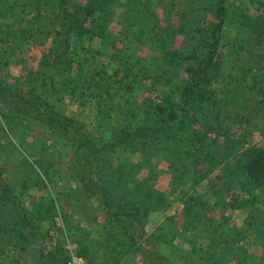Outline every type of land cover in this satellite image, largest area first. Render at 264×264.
Returning a JSON list of instances; mask_svg holds the SVG:
<instances>
[{"label": "trees", "instance_id": "trees-1", "mask_svg": "<svg viewBox=\"0 0 264 264\" xmlns=\"http://www.w3.org/2000/svg\"><path fill=\"white\" fill-rule=\"evenodd\" d=\"M41 1L29 0L31 5L35 3L34 11L56 21L53 27L60 22L59 13L66 11L62 16V27L52 29L48 51L40 60V64L46 68L43 69L42 66L43 70H30L26 76V84L32 86V89L27 91L29 95L18 91L16 84L7 85L0 79V103L3 105L1 114L7 125L8 115H12L19 122L29 119L40 122L49 129H55L70 142L72 156L76 162L72 169L77 174L74 173L77 181L81 183L84 195L87 198L94 197L105 210V239L109 241L107 247L111 260L117 263L131 252L138 251L142 254V264H181L178 260L175 261L173 256L162 254L159 248V245L172 246L176 237L175 231H172L171 235L158 233L153 249L134 247L135 226L145 213L163 209L167 199L163 192L156 189L153 179H141L136 182L129 176L137 174L142 166L156 158L169 160L173 183L169 189L173 191L190 182L192 176L200 177L221 166L215 181L209 183L207 194L194 195L180 191L183 215L181 234L189 232L193 238L200 236L205 239L206 245L204 248L193 246L188 253L179 255V258L186 257L190 261L189 264H214L233 254L236 264H257L250 255H241L239 250L234 252L233 242L241 233L245 236L248 232V235H253L252 241L255 244L262 242V245L258 244L264 247V172L257 169L261 161L264 166V157L261 158L259 148L255 146L244 148L250 126L255 125L254 116L264 114V94L261 97H252L247 102L241 101L240 93L245 94L244 89L251 91L259 82L257 79L245 85L244 73L241 77L239 74L229 73L222 88L212 89L210 86L212 78L219 77L217 71L221 70L220 65L225 61H219L221 52L217 54L219 32L225 24L224 19L218 16L229 7L225 1L216 0L211 5L210 9L216 13L217 21L212 22L209 28L202 29L204 36L201 40L205 43L202 41L200 50L204 52L200 54L196 65L191 64L184 68L182 64L185 60L183 62L177 52L164 50L160 61L166 67L157 65V73L154 76L158 78L161 74L159 71L171 72L172 67H178L190 73V78L182 86L177 87L175 84L170 91H158L154 85H146L144 88L154 95V99L149 102L137 103V99L134 101L130 96L137 84L135 75L131 72L137 58L122 47L106 55L107 63L113 72L105 79L103 76L99 77L96 85L104 90L97 91V95L92 94L91 97L99 96L102 91L110 94L107 89L111 83L129 93L118 97L122 98L123 104L112 106L98 103L95 116L96 131L93 132H100L97 136L85 131L83 123L54 111L48 100L43 99L42 94L46 91L68 95L77 92L81 77L68 75L71 71V62L67 56L70 49L69 36L73 34L76 38L88 39L89 42L95 39L103 40L109 30L108 15L114 0H75L70 7V0H45L43 9L38 8L42 4ZM191 58L195 59V56L190 55L188 59ZM56 76L59 77L58 86L54 82ZM163 79L165 84L171 81L168 76ZM175 93L179 96L178 101L175 100ZM113 94L117 97L116 89ZM35 110L37 113L32 115ZM115 111L120 117L115 116L116 121L113 123L111 118ZM140 113L141 118L138 116ZM243 123L246 126H243ZM28 127L30 129L31 125L27 126L26 130ZM235 128L243 131H234ZM106 149L114 155L137 151L141 160L136 164L130 163L127 157H121L116 171L112 172L107 166V169H98L99 171L94 173L90 166L96 155ZM255 160L260 163H255ZM150 169L155 171L156 178L159 175L157 166ZM250 173L255 180L248 184L244 179L250 178ZM92 175H97V179H93ZM197 180L193 179V183ZM237 185L241 187V191L247 186L252 187L253 191L249 192L247 197H242L236 191ZM8 192L9 187L0 179L1 209L2 199L7 200ZM206 195L208 198L204 197ZM41 199L44 200L43 197ZM42 204L43 202L40 203ZM54 206L49 203L41 212H33L22 207L20 202L12 207L4 205L8 211L0 214V241L10 242L15 236L19 247L26 248L39 237L46 236L49 230L56 227L57 222L51 221L42 231L44 227L41 228L39 222L48 219L47 215L43 214L44 211L49 214V218L60 215ZM244 208H247L244 224L238 228L229 226L226 215L221 216L219 213V217L213 216L216 211ZM3 217L6 220L1 221ZM165 227L166 222L160 224L156 231ZM57 244L40 255V261L35 264H65L68 260L67 250L62 248L60 242Z\"/></svg>", "mask_w": 264, "mask_h": 264}, {"label": "rangeland", "instance_id": "rangeland-1", "mask_svg": "<svg viewBox=\"0 0 264 264\" xmlns=\"http://www.w3.org/2000/svg\"><path fill=\"white\" fill-rule=\"evenodd\" d=\"M74 1L70 0L69 7ZM223 1L229 7L218 16L224 19L225 24L219 32L217 54L221 52L219 61H225L220 65L221 70L217 71L219 77L212 78L210 86L212 89L222 88L223 85L225 86V78L231 72L239 74L240 77L244 73L245 85L258 79V85L254 86L256 88L251 91L244 89L245 94L240 93L241 101L247 102L252 97H261L264 94V0ZM41 2L38 8L43 9L46 1ZM215 2L216 0H114L108 15L109 30L103 40L95 39L89 42L88 39L76 38L73 34L69 36L70 49L67 56L71 62V71L68 75L81 77L77 92L68 95L46 91L42 94L43 99L48 100L50 107L58 114L83 123L84 130L93 134L96 131L95 116L98 103L112 106L123 104L122 98L118 97L129 93L111 83L110 88L107 89L111 95L102 91L99 96L91 97L92 94L97 95V91L104 90L96 85L99 77L103 76L105 79L113 72L112 67L107 63L106 55L121 47L137 58L136 64L131 67L137 83L130 92L132 100L137 99V103H142L154 99L153 93L144 88L146 85L148 87L154 85L158 91H170L175 84L177 87L182 86L190 78V73L183 68L172 67L171 72L163 70L159 71L161 74L158 78L154 76L157 73V65H163L160 57L165 53L164 50L169 49L171 52H177L183 62L185 60L182 64L184 68L191 64L196 65L200 54L204 52L200 50L203 41L201 38L204 36L202 29L209 28L212 22L217 21L216 13L210 9ZM34 6L35 3L31 5L29 0H0V79L7 85L16 84L15 88L18 91L27 94L32 86L26 84V76L30 70L41 69L42 66L43 69L46 68L40 64V60L48 51L52 29L62 27L61 22L64 21L62 16L66 13V11L59 13L60 22L53 27L56 21L38 14L33 10ZM163 45L165 47H162ZM190 55L195 56V59H188ZM164 76L171 79L169 84H165ZM54 82L58 86L59 77L56 76ZM115 89L117 97L113 94ZM175 95V100L178 101L179 96L177 93ZM1 108L3 105L0 103V179L9 187V192L6 196L7 200L2 199L0 214L8 211L4 205L12 207L20 202L22 207L33 212H41L52 203L60 215L49 218V214L44 211L43 214L47 215L48 219L39 222L41 228L44 227L41 231L47 228L51 221L57 222L56 227L49 230L48 236L39 237L26 248L19 247L20 244L15 236L10 242L0 241V264L38 263L41 259L40 255L56 247L59 242L66 250L68 245H73L90 264H142V254L138 251L131 252L117 263L111 260L107 247L109 241L105 239V210L94 197L87 198L84 195L81 183L75 177L76 172L72 169L76 162L72 156L73 149L70 142L55 129H49L44 124L29 119L19 122L12 115H8L9 125H7L3 121ZM36 113L37 110L32 115ZM115 116L120 117L116 111L112 113L113 123L116 121ZM138 116L141 118L142 113ZM254 119L255 125L250 126L244 148L251 146L259 148L262 158L264 157V114L254 116ZM30 125L31 128L28 127L27 131L26 127ZM243 126L246 124L243 123ZM70 131L71 129L67 133ZM234 131L243 130L235 128ZM99 133L93 135L97 136ZM121 157H127L130 163L136 164L141 160V155L137 151L114 155L106 149L96 155L90 167L94 173L98 169H107V166L113 172ZM255 163L260 162L255 160ZM168 164L169 160L152 158L140 168L139 172L137 171V174L129 176L136 182L141 179H153L156 189L163 192L167 199L163 209L145 213L135 226L134 247L143 246L153 249L158 233L171 235L172 231H175L176 237L172 246L159 245L160 251L162 254L173 256L174 260H178L181 264H189L190 261L186 257L179 258V255L188 253L193 246L204 248L206 242L200 236L193 238L189 232L181 234L183 215L180 191L194 195L207 194L208 185L215 181L221 166L200 177L192 176L190 182L173 191L169 189L173 183ZM153 166H157L159 171L156 178H154L155 171L150 169ZM257 169L264 172L262 161ZM250 176L244 179L248 184L255 180L251 173ZM92 178L97 179V175H92ZM193 179L198 180L193 183ZM239 189L240 186L236 191L242 197H247L249 192L253 191L250 186L242 191ZM207 201L211 203V200ZM42 202L43 204L40 205ZM246 212L247 208L225 209L216 211L213 216L226 215L229 226L238 228L244 224ZM167 217L173 218L167 220ZM4 220L5 217L1 219ZM164 222H166L165 229L156 231V228ZM243 235L244 233H241L233 242L235 246L233 251L239 250L241 255H250L254 263L264 264L262 242L257 241L261 245L255 244L252 241L253 235H248V232ZM214 264H236V260L233 254H229L225 256V260Z\"/></svg>", "mask_w": 264, "mask_h": 264}, {"label": "built area", "instance_id": "built-area-1", "mask_svg": "<svg viewBox=\"0 0 264 264\" xmlns=\"http://www.w3.org/2000/svg\"><path fill=\"white\" fill-rule=\"evenodd\" d=\"M68 260L65 264H88L84 255L78 253L73 245L67 246Z\"/></svg>", "mask_w": 264, "mask_h": 264}]
</instances>
